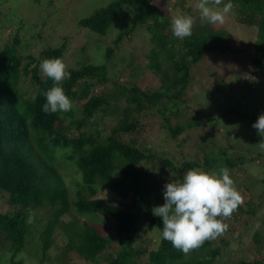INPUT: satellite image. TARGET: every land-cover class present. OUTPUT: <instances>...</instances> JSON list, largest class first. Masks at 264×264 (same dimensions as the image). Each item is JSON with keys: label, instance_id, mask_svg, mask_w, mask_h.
Instances as JSON below:
<instances>
[{"label": "trees", "instance_id": "1", "mask_svg": "<svg viewBox=\"0 0 264 264\" xmlns=\"http://www.w3.org/2000/svg\"><path fill=\"white\" fill-rule=\"evenodd\" d=\"M183 1L175 0L174 4L183 6ZM229 2L241 24L256 28L247 54L250 70L241 71L240 78L231 83L218 80L204 89L212 104L206 120L234 116L233 121L240 123L237 117L246 119L249 127H222V133L235 130L234 138L239 140L243 133L247 143L259 146L264 137L252 127L258 117L248 114L264 112V0H223L221 6ZM8 5V9L14 7ZM124 6L131 12L127 24L116 31L113 45H107L102 52V60L98 56L89 58L84 44L80 48L81 59L74 61L73 66L67 65L70 78L62 82V87L73 103L68 112L42 111L46 103L43 93L53 81L42 75L39 65L44 59L60 58L64 62L70 36H63L58 45L44 44L36 52L22 38L19 25L0 42V198L5 204V208L0 207V258L5 257L6 264H24L23 250L29 243L34 220L41 224L38 246H34L39 249L40 260L60 264L68 263L72 257L83 260L82 264H141L143 258L146 260L142 264H214L220 254L219 242L227 243L226 239H209L184 254L162 238V220L152 214V209L164 203V185L181 180L187 170L218 172L227 167L234 179L245 159L252 157L232 151L233 156L226 155L222 148L215 151L216 138L210 135L200 146L194 143L195 151L189 158L183 154L182 145L190 137L192 126L198 124L186 116L190 109L188 87L195 81L192 71L208 52L231 54L236 50L231 44V33L223 24L201 21L200 14L187 6L188 14L195 20L192 35L178 39L171 32L170 17L160 10L159 0H111L79 19L78 30L97 38L110 37L106 36L109 26L120 18ZM39 23L45 22L32 24L39 28L37 37L43 31ZM143 25L149 35L147 66L159 84L141 87L121 82L112 91L107 82L112 76L116 78L119 71L111 74L110 65L121 55L115 48ZM121 93L125 94L123 99ZM117 99L123 109L106 131L99 126V113L110 109ZM252 102L255 110L248 109ZM155 114L163 119L167 139L174 140L172 157L158 153L141 137L146 132L145 123H150L146 116ZM209 128L215 133L219 127ZM184 132L187 134L178 141L176 137ZM157 162L167 168L166 175L148 169ZM260 183L259 195L255 197L246 190V208L240 204L233 212L239 222L241 218L246 222L252 219L262 207L264 177ZM103 190L113 196L105 199L99 195ZM106 215L115 220L112 231L103 228L102 217ZM150 228L156 238L147 235ZM259 232L258 229L253 233L256 244L263 241ZM57 245L58 253L50 254ZM34 248L33 258L37 252ZM232 264H264V257L250 262L237 259Z\"/></svg>", "mask_w": 264, "mask_h": 264}, {"label": "rangeland", "instance_id": "2", "mask_svg": "<svg viewBox=\"0 0 264 264\" xmlns=\"http://www.w3.org/2000/svg\"><path fill=\"white\" fill-rule=\"evenodd\" d=\"M111 0H0V42L16 30V28L21 26V36L25 41H28L29 44L33 47V50L39 52L42 49L44 44L58 45L61 42L63 36H70L69 39V49L65 54L64 63L66 65H72L77 59H81L80 48L82 45L86 44L87 46V55L89 58L99 57V60H102V52L107 47V45H113V39L116 35V31L120 30L127 24V18L130 16L131 12L128 11V7L124 6L120 12V18L113 21L109 26V32L106 36L110 37H99L97 38L93 34L88 33L85 30H78L77 22L79 19L91 15L96 9L106 5ZM160 1V10L162 14L169 16L172 19L173 16L183 13L188 14L187 6L191 7V11L198 12L195 5L198 0H184L183 6L180 4H174L175 0H159ZM12 5V9H8L9 5ZM222 8V6H219ZM5 21H3V17ZM22 21V23H18ZM40 22V27L43 28L42 36L37 37L36 31L38 27H33L32 24ZM6 23V27L4 24ZM224 28L231 33V44L236 47L231 54L228 52H208L205 54V57L200 61L196 66L197 68L192 71V74L195 77V81L188 87V93L186 98L188 100V105L190 109L186 116H191L194 121H197L198 124L192 126L190 131L192 132L188 140L183 143L182 147L185 148L184 155L186 158H189L191 154L195 151L194 143L197 146H200L201 143L210 135L212 138H216L214 143L216 144V149L222 148L221 152L226 155L233 156V152L239 153L238 155H247L244 164H242V170L236 171V177L233 179L235 186L239 193L241 194L243 201L248 199L246 190L250 191L255 197H257L261 191L260 180L264 177V149H261L259 146H256L252 143H247L244 140V135L241 133L243 140L236 139L235 130L222 133V127H249L245 124L246 119L237 117L240 120L239 122H234V116L224 120V116H220L219 119L206 120L209 115V111L212 110L211 101L208 100V94L204 89L209 88V84L215 83L216 81L224 80L228 83L235 81L241 71L247 73L250 70L248 64L250 59L247 57V54L250 53V41L255 39V26H245L241 24L236 16L234 11H230L226 17L225 22L223 23ZM34 36H36L35 44H31ZM131 38H124L121 40L115 50L119 51L121 54L118 59H116L110 65V73L118 72L117 77H111L109 82H107V87L112 88L114 91L118 89L121 82H126L127 85L131 83H136L141 87L147 86H157L159 84V79L155 76L152 71L147 66L148 59L146 53L149 49V35L146 29V26H141L136 29L135 34H131ZM230 40V41H231ZM11 42V40L9 41ZM92 49V53H88V50ZM246 54V55H245ZM135 66V68H133ZM195 66V67H196ZM112 74V73H111ZM118 78V81L115 80ZM240 81V80H239ZM204 86L203 88H201ZM122 94L123 99L125 97L124 93ZM118 100V99H117ZM121 102V100H120ZM119 100L116 103H113L112 107L106 111L99 113V126L107 131L108 128L113 126L118 120L121 111L123 109L122 102ZM261 102L259 101V105ZM255 103L249 106V110H255ZM262 106H264V100H262ZM264 113V112H262ZM198 115V117L196 116ZM218 115V114H217ZM248 115L254 116L257 118L259 112L249 113ZM198 118V119H197ZM149 122L145 123V134L143 133L141 137H145L147 143L158 153H165L168 156H173L175 152L172 151L171 147H174V140L167 139V131L162 128V117L159 114L154 116L147 115L145 120ZM182 121L183 118H180ZM205 123H201L202 121ZM175 118L172 117L174 122ZM152 127H149L151 125ZM208 127V129H206ZM209 127H219L218 132L212 133L213 128ZM73 132V129H72ZM78 134V132H76ZM186 132L177 136L178 141ZM226 134V135H225ZM167 135V137H166ZM222 135H225L224 141H220ZM209 136V138H210ZM140 138V137H139ZM169 138V137H168ZM175 138V139H176ZM177 148V147H176ZM175 148V150H177ZM250 154V155H249ZM178 158V157H177ZM148 169L153 170L154 173H168L167 168H161V163L157 162L155 165L147 166ZM244 169V170H243ZM162 179V177H161ZM162 182L164 180L162 179ZM248 187L251 190L247 189ZM105 199L112 197V193L107 190H103L99 194ZM258 203V201L256 202ZM243 208H246L245 202L242 203ZM257 205V204H256ZM0 207L5 208L2 198H0ZM252 219L246 222V219L241 218L240 222L238 219H235L233 216L223 220L224 223L228 225L227 230L220 236L216 237L217 241L221 239H226V244H220V254L216 257L214 264H232L237 259H245L246 261H253L255 258L261 259L264 257V202L262 207L257 211ZM39 217L35 215L34 217ZM103 228L105 230H113L115 220L114 218L106 215L102 217ZM247 224V228L243 225ZM39 222L34 220L30 226V233L28 235L29 243L27 247L23 250L24 264H60L57 262H52L50 260H40L39 249H35L34 246H38L37 233L41 228ZM260 227V228H259ZM249 228V229H248ZM259 229L263 241L261 244H256L254 242L253 233ZM147 235L153 236L156 238V233L152 228L147 229ZM31 248H34L36 256L33 258L31 256ZM60 245H57L53 251L49 252L50 254L58 253ZM146 259H142L141 264ZM84 261L79 258H71L70 261L66 264H82ZM7 260L5 257L0 258V264H6Z\"/></svg>", "mask_w": 264, "mask_h": 264}, {"label": "clouds", "instance_id": "3", "mask_svg": "<svg viewBox=\"0 0 264 264\" xmlns=\"http://www.w3.org/2000/svg\"><path fill=\"white\" fill-rule=\"evenodd\" d=\"M223 0H198L195 7L201 21L210 24H223L231 11V2L219 6ZM195 20L191 15L177 14L171 19V32L183 40L192 35ZM44 77L53 85L43 93L46 103L45 113L68 112L73 103L65 94L62 82L70 78L67 65L60 59H44L40 62ZM252 127L264 137V113L260 114ZM264 149V139L258 143ZM164 203L155 206L152 214L162 220V238L171 242L175 249L188 254L209 239L222 235L228 228L224 219L243 203V198L235 186L227 167L218 172L192 168L186 171L181 180H172L164 185ZM32 217H29V222Z\"/></svg>", "mask_w": 264, "mask_h": 264}]
</instances>
